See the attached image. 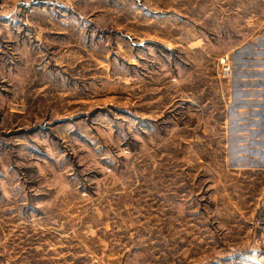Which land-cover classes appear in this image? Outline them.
<instances>
[{"label": "rangeland", "instance_id": "1", "mask_svg": "<svg viewBox=\"0 0 264 264\" xmlns=\"http://www.w3.org/2000/svg\"><path fill=\"white\" fill-rule=\"evenodd\" d=\"M0 264H264V0H0Z\"/></svg>", "mask_w": 264, "mask_h": 264}, {"label": "crops", "instance_id": "2", "mask_svg": "<svg viewBox=\"0 0 264 264\" xmlns=\"http://www.w3.org/2000/svg\"><path fill=\"white\" fill-rule=\"evenodd\" d=\"M59 33H63V31H60ZM82 33H80V35H79V39H82V35H81ZM46 41V40H45ZM26 45H27V43H26ZM78 46V48H80L79 47V45H77ZM50 47V46H49ZM48 47V48H49ZM77 51H79V49H77ZM56 52H57V50H56ZM55 52V53H56ZM26 56H28L27 54H26ZM53 58H55V60L58 62V63H61L62 65H65L66 67L68 66L69 67V69L68 68H64L63 70L65 71V72H67L68 74L69 73H71L72 72V70H74L75 69V67L76 66H74V64H73V52H72V49L70 48L69 50H66V51H61V50H59V53L57 54H54V56H53ZM95 58H99V57H97V56H95ZM78 60H81V61H85V60H83V57H81V58H78ZM101 66V65H100ZM86 65H82V64H80V67H78L77 68V73L79 74V75H83L84 73L83 72H85L86 71ZM78 75V76H79ZM59 83H61V81L59 82ZM59 85H62V84H57V83H55L54 82V85L53 86H56V87H58Z\"/></svg>", "mask_w": 264, "mask_h": 264}]
</instances>
